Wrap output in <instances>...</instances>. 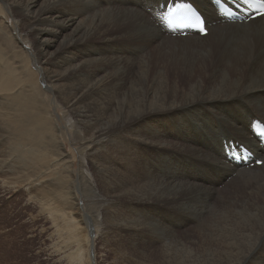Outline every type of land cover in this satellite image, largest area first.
<instances>
[{"label":"bare ground","instance_id":"6f19581e","mask_svg":"<svg viewBox=\"0 0 264 264\" xmlns=\"http://www.w3.org/2000/svg\"><path fill=\"white\" fill-rule=\"evenodd\" d=\"M189 1L203 37L163 31L153 10L167 0H0V184L25 188L66 241L82 232L80 264L88 247L94 262L87 233L123 264H264V163L223 156L235 141L264 161L249 132L264 124V17L218 24L208 0ZM140 239L157 245L147 260Z\"/></svg>","mask_w":264,"mask_h":264},{"label":"rangeland","instance_id":"374dc122","mask_svg":"<svg viewBox=\"0 0 264 264\" xmlns=\"http://www.w3.org/2000/svg\"><path fill=\"white\" fill-rule=\"evenodd\" d=\"M3 6L5 7L6 5L0 3L1 9H3ZM5 8L9 9V7ZM10 19L9 22L11 21L12 23L11 15ZM17 20H20L19 27L21 30L23 29L24 31H22L24 33L28 32V29L24 27V20L18 18ZM28 48L30 50V46ZM32 67L37 71L34 64H32ZM59 115H61V113ZM89 131L94 133V129ZM69 132L71 133L70 129ZM0 136L1 140L4 141L5 144L9 141L5 140L1 132ZM2 141H0V150L4 149L3 151H7V145H5ZM65 146L66 147L63 148V153L65 157L66 155L72 156L71 161L73 164H70V162L67 161L63 163V167H66L67 164H69L71 167H75V174L77 175L79 164V143L71 138L70 143L66 144ZM85 153L86 152H82V155ZM147 155L151 156L149 152ZM85 156L86 159H89V157L92 159L95 156V148L87 152ZM86 159L85 163H87ZM13 160L15 161L17 172H23L24 176H30V171L27 169V165L30 166V164L26 158L20 156V154H15L13 156ZM36 165L37 164H34V166ZM62 172L60 174H62ZM87 173L89 174H86V176L89 177H91L93 174L92 170L87 171ZM0 176H2L1 172ZM62 186L68 187L69 184L62 182ZM60 191L61 190L59 189L57 191L55 190V195L57 196V193H60ZM90 199L86 198L82 202L79 201L78 205L79 207L85 209V213L90 212V209L87 211V202L92 203L91 206L95 207L93 204L95 203L94 200H96V198L90 197ZM120 208L127 214L126 203L121 204ZM54 213L55 212H51V214ZM58 220L59 219L57 216L41 214L38 206L29 202L25 188L18 187L15 189L0 184V264H80V260L78 258H70L69 255L78 248L77 243L79 241L82 242L83 237L80 235L83 234L80 232L81 230L78 229L77 233L78 231L80 232L78 236L79 238L77 237L78 240L77 238H73L77 243L71 238H68V241H66L67 238H65L64 233L61 235L60 231L54 227ZM210 223L214 224L215 222L210 218ZM189 226L190 225L187 227ZM87 237L90 247H92L94 252L93 264H123L121 261L119 262L116 260V253L114 252L113 248L109 246L108 241L104 236H102L100 233H93V235L87 233ZM121 238L125 239L123 235ZM108 240H110V238H108ZM140 240L142 241V244L139 241L140 248L142 247V250L136 254L140 256L141 259L147 260L144 258V255L147 257L148 251L156 250L157 245H154L153 242L147 241L145 239ZM81 242L80 244H83ZM120 243L128 246L125 240H122ZM151 245H153L154 248H152ZM87 251H89V247L84 251L82 256V264H90V262L86 260L84 256L88 253ZM143 252L146 253L144 254ZM156 257L158 258V256ZM178 264H184L183 260H179Z\"/></svg>","mask_w":264,"mask_h":264},{"label":"snow or ice","instance_id":"6c2138e0","mask_svg":"<svg viewBox=\"0 0 264 264\" xmlns=\"http://www.w3.org/2000/svg\"><path fill=\"white\" fill-rule=\"evenodd\" d=\"M209 2L214 5L216 15L220 19L224 18L221 10L222 4L227 5V8H225L223 11L227 12L231 10L232 14L241 13V10L248 6V0H209ZM262 3H264V0H262ZM165 11L167 13V17H172V20L169 21V25H171V23L174 21L177 27L186 26L189 28H195L200 34L207 35L204 18L190 3H181L180 5L174 4L170 7H167ZM258 14L260 16H264V8L258 10ZM161 15L163 16V12ZM167 17L164 18L166 19ZM172 30L176 31L177 29L173 28ZM244 150L249 154L251 153V150L246 146ZM261 163H264V161H261ZM259 246L260 245L250 248L247 256L250 257L259 248Z\"/></svg>","mask_w":264,"mask_h":264}]
</instances>
